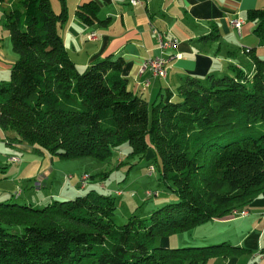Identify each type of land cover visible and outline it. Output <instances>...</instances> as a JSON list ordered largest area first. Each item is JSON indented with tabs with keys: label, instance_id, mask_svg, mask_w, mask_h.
<instances>
[{
	"label": "trees",
	"instance_id": "16d2710c",
	"mask_svg": "<svg viewBox=\"0 0 264 264\" xmlns=\"http://www.w3.org/2000/svg\"><path fill=\"white\" fill-rule=\"evenodd\" d=\"M58 1L56 13L50 0H0L17 55L0 81V129L51 159L104 162L126 145V157L156 166L176 200L118 225L114 196L121 192L100 193L90 175L71 200L39 208L0 202V264H206L243 253L227 242L171 248L163 238L234 218L233 209L245 212L264 192V60L250 53L251 76L229 66L219 77H186L172 100L148 103L128 88L122 58L77 69L59 33L67 11ZM97 14L94 2L75 11L85 25L105 26ZM244 19L263 47L264 7ZM218 38L213 27L201 40ZM97 177L101 185L108 174Z\"/></svg>",
	"mask_w": 264,
	"mask_h": 264
},
{
	"label": "crops",
	"instance_id": "0c3cea01",
	"mask_svg": "<svg viewBox=\"0 0 264 264\" xmlns=\"http://www.w3.org/2000/svg\"><path fill=\"white\" fill-rule=\"evenodd\" d=\"M89 2L98 6L97 17L100 21L107 20L105 26H87L75 16L76 9ZM64 4L67 21L59 33L77 69L82 70L107 55L122 58L124 66L121 75L127 79L128 88L148 103L159 99L172 100L175 89L186 77L200 80L210 74L219 77L229 73V66L251 76L254 71L250 53L264 60V47L259 46L258 39L252 34L253 24L244 19L247 11L263 8L264 0H144L140 7L130 6L127 0H64ZM50 5L54 12L60 11L58 0H50ZM4 7L5 4L0 2V81L9 78L10 65L17 59L3 27ZM234 18L244 21L241 36L230 26ZM213 27L218 31V40H201V37L210 34ZM154 31L178 42L166 52L171 58L165 79L153 78L149 71L141 70L144 60L159 55ZM91 33L95 35L94 39L88 40ZM228 52L233 54L228 56ZM144 81L149 82L146 88L142 86ZM2 137H5L9 147L29 150L27 145L13 143L12 133L0 129ZM7 163L17 166L20 160H7ZM7 165L0 167V202L9 200L10 195L15 196L18 189L14 193L4 186L15 181L24 168L19 166L9 170ZM33 176L26 174L24 178ZM36 177V189L39 190L43 187L44 178L38 174ZM67 177H70L69 174L64 178L67 181L64 186L75 192L80 189L78 180L73 176L70 179ZM91 186L95 187L94 183ZM63 190V187L59 188L57 194L40 199L37 197L39 194H29L23 203L39 208L53 200L70 199L66 198ZM22 195L19 190V197ZM245 213L244 217L210 222L218 225V230L212 236L209 234L203 243L220 241L245 249L241 254L218 258L221 259L220 264H264V192L245 209Z\"/></svg>",
	"mask_w": 264,
	"mask_h": 264
},
{
	"label": "rangeland",
	"instance_id": "374dc122",
	"mask_svg": "<svg viewBox=\"0 0 264 264\" xmlns=\"http://www.w3.org/2000/svg\"><path fill=\"white\" fill-rule=\"evenodd\" d=\"M0 140V167L5 164L7 165V160L9 161L12 158L19 159L20 163L17 166L8 164L6 169L10 170L13 167L19 166L24 167L23 171L15 178V181H11L4 186L6 190L13 191L14 193L16 189H19L22 191L23 195L19 198L10 195L7 202L23 204L24 198L34 193L39 194L37 195L38 199L42 197L46 198L50 195L57 194L59 188L62 187L64 188L63 193H65L66 198H70L66 200L75 198L77 196L76 194H83L85 190L78 189L76 193L75 190H71L64 186L67 184L64 178L68 174L71 178L73 176V179L76 181H79L80 176L85 174H87L89 178L90 175L96 176L94 180L96 183L94 186L100 193L113 194L112 192L114 191L121 192L120 196H114L116 202L114 221L118 225L124 224L132 214L139 216L140 219H146L151 211L176 200V197L167 191L164 185L158 181V169L156 166H153L151 175H148L150 163L146 158H127L126 153L128 147L126 145L122 146L120 150L116 151L108 160L98 162L92 158L76 160L51 159L45 151L39 153L31 146H28L29 150L25 148L19 149V147L15 148V146L9 147L5 142V137L0 138ZM120 161H122V163H119ZM131 164L134 166L130 167ZM6 169L3 171H6ZM103 173L108 174V177L100 182V184L104 186V189L98 184L97 177ZM26 174H33L34 176L26 179L24 178ZM37 174L44 178L43 187L39 190L36 189ZM146 192L152 194L157 193V197L152 196L148 199L145 196ZM242 212L244 211H239L238 209H233L231 211L233 216L235 213ZM217 230L218 225L210 222L196 225L190 230L163 238L167 240L164 244L171 248L202 246L206 244L202 241H204L209 234L212 236ZM219 242L220 241H216V244ZM220 263L221 259L217 258L209 260L206 264Z\"/></svg>",
	"mask_w": 264,
	"mask_h": 264
},
{
	"label": "built area",
	"instance_id": "2783aa9c",
	"mask_svg": "<svg viewBox=\"0 0 264 264\" xmlns=\"http://www.w3.org/2000/svg\"><path fill=\"white\" fill-rule=\"evenodd\" d=\"M128 4L132 7H140L143 5L144 0H127ZM244 24V21L241 18H234L230 21V26L231 28L235 31V33L238 36L242 35V26ZM156 39H157V49L159 51V55L156 57L152 58H147L144 60L143 65H142V71L147 70L149 71L151 77L153 78H159V79H165L167 75V67H168V62L170 60V56L166 54V52L170 49L175 47L178 42L176 39H167L165 38L162 34L156 33ZM94 34L91 33L88 36V40H93L94 39ZM142 86L144 88L149 86L148 81H144ZM12 162H17V159L12 158L10 159ZM149 171H152V168L149 169ZM70 179V177H67ZM89 179V176L87 174L80 176L79 180V186L80 188H83L87 181ZM16 197H19V189L15 193ZM247 214H239L235 213L234 217H244Z\"/></svg>",
	"mask_w": 264,
	"mask_h": 264
},
{
	"label": "bare ground",
	"instance_id": "6f19581e",
	"mask_svg": "<svg viewBox=\"0 0 264 264\" xmlns=\"http://www.w3.org/2000/svg\"><path fill=\"white\" fill-rule=\"evenodd\" d=\"M239 214H247V213L243 212V213H239Z\"/></svg>",
	"mask_w": 264,
	"mask_h": 264
}]
</instances>
